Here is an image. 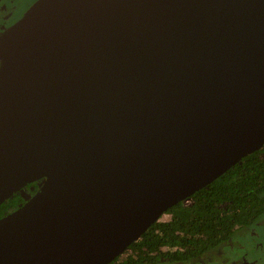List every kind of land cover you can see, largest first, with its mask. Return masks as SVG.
<instances>
[{
    "label": "water",
    "instance_id": "water-1",
    "mask_svg": "<svg viewBox=\"0 0 264 264\" xmlns=\"http://www.w3.org/2000/svg\"><path fill=\"white\" fill-rule=\"evenodd\" d=\"M0 62V264H111L264 148V0H38Z\"/></svg>",
    "mask_w": 264,
    "mask_h": 264
},
{
    "label": "trees",
    "instance_id": "trees-1",
    "mask_svg": "<svg viewBox=\"0 0 264 264\" xmlns=\"http://www.w3.org/2000/svg\"><path fill=\"white\" fill-rule=\"evenodd\" d=\"M0 206V219L26 202L24 190ZM171 208L111 264H187L231 240L264 215V148L247 156L206 188Z\"/></svg>",
    "mask_w": 264,
    "mask_h": 264
},
{
    "label": "rangeland",
    "instance_id": "rangeland-1",
    "mask_svg": "<svg viewBox=\"0 0 264 264\" xmlns=\"http://www.w3.org/2000/svg\"><path fill=\"white\" fill-rule=\"evenodd\" d=\"M27 1L29 0H22V11L25 10ZM23 193L26 198L32 194L27 189ZM239 231L229 243L211 251L207 260L201 264H264V215L257 223Z\"/></svg>",
    "mask_w": 264,
    "mask_h": 264
},
{
    "label": "flooded vegetation",
    "instance_id": "flooded-vegetation-1",
    "mask_svg": "<svg viewBox=\"0 0 264 264\" xmlns=\"http://www.w3.org/2000/svg\"><path fill=\"white\" fill-rule=\"evenodd\" d=\"M36 1H38V0H29V1H27L26 2L27 6H26L25 10L22 11V9L20 8V4H21L22 0H0V36L3 35L7 30H9L13 25H15L24 16V14L29 10V8ZM39 187H38V189H39ZM36 191L32 192L31 196L34 195L36 193ZM182 203H184L186 206H190L191 205V202H189L187 200L182 202ZM258 221H256L255 223H257ZM240 229H243V228H240ZM240 229H237L236 232H238ZM236 232H235V234H236ZM239 232H241V231H239ZM229 242L230 241H228L227 243H229ZM227 243H225V244H227ZM213 250H211V251H213ZM211 251L207 252L199 260H197V261H195L193 263H187V264H201V263H204L207 260L208 255L210 254ZM160 264H180V263H169V262L164 261L163 263H160Z\"/></svg>",
    "mask_w": 264,
    "mask_h": 264
}]
</instances>
